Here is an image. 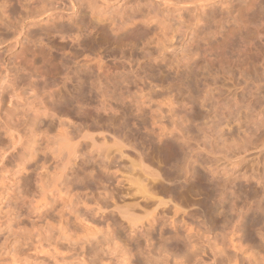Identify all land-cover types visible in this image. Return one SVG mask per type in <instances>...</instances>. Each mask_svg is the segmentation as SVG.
Segmentation results:
<instances>
[{"label":"rangeland","instance_id":"1","mask_svg":"<svg viewBox=\"0 0 264 264\" xmlns=\"http://www.w3.org/2000/svg\"><path fill=\"white\" fill-rule=\"evenodd\" d=\"M0 264H264V0H0Z\"/></svg>","mask_w":264,"mask_h":264},{"label":"bare ground","instance_id":"2","mask_svg":"<svg viewBox=\"0 0 264 264\" xmlns=\"http://www.w3.org/2000/svg\"><path fill=\"white\" fill-rule=\"evenodd\" d=\"M188 4H189V2H188ZM191 4H193V3H191ZM195 4V3H194ZM185 6V5H184ZM194 6V5H193ZM4 12V11H3ZM166 35V34H165ZM168 36V35H167ZM166 36V37H167ZM163 39L161 40L160 39V42H164V37H162ZM166 39V38H165ZM166 41V40H165ZM164 47V46H163ZM59 132V131H58ZM56 137V142L58 143V151L59 152H61V151H63L64 149L65 150H67V152L68 153H74V151L76 150L75 149V147H76V145H75V143H73L70 139H69V132H68V130L67 129H63L62 128V130L59 132V133H57V135L55 136ZM91 140H92V145L93 146H97L98 148H100V150L102 149V150H104V149H106V150H104L105 152L111 147V146H114V144H108L107 142H103L102 144H98L97 142H96V140H95V138L94 137H91ZM55 142V143H56ZM131 162H134V161H131ZM132 164H134L135 165V163H132ZM133 165V166H134ZM132 167V166H131ZM55 179H57V178H55ZM50 180V179H49ZM52 180L54 181V179H51V182H52ZM130 180H134V182L133 183H135L134 185H135V187L138 189V192H141V193H144L145 195H147V196H152L153 194H151L150 192H149V190L146 188V186L145 185H143L141 182H140V180L137 178V179H135V178H132V179H130ZM50 182V181H49ZM46 184V183H45ZM45 184H43V186H44V188L45 187H47ZM48 184V183H47ZM50 185H51V188L49 187V185H48V189H43L42 191H43V198L44 199H46V196H47V194L46 193H48V191L49 192H52V191H56L57 193H58V196H62V187H60L56 182L55 183H49ZM54 194V193H53ZM154 197V196H153ZM62 198L63 197H61V200H62ZM161 199V198H160ZM64 200H67V199H64ZM162 200V199H161ZM161 200H159L160 201V203H162L161 202ZM70 201V200H69ZM69 201H68V203H69ZM65 205V204H64ZM68 205V204H67ZM131 206V205H130ZM133 206V205H132ZM126 207H124V214H122V215H124L125 217H126V219H128L129 221H130V225H132L133 227L137 224V222L142 218V216H140V215H137V214H135L134 212H132V211H130L129 210V205H128V208H126ZM147 213H151V212H148V211H146ZM145 214V215H149V214ZM144 215V216H145ZM78 218V217H77ZM76 219V216H75V218H74V220ZM79 219V218H78ZM59 221H61V222H63V220L62 219H60ZM66 221V220H65ZM78 221V220H77ZM80 222H81V220H80ZM83 222V221H82ZM81 222V223H82ZM65 223V222H64ZM80 223V224H81ZM63 224V223H62ZM76 224H78V223H76ZM74 228H75V226H74ZM90 228V227H89ZM77 229H79V230H81V231H85L86 229H88V226L86 225V226H84V224H81V225H79L78 224V226H77ZM76 229V230H77ZM75 230V231H76ZM86 231H88V230H86ZM85 231V233H87V236H88V232H90V230L88 231V232H86ZM78 234H81V233H78ZM79 236H81V235H79ZM83 236H85V235H83Z\"/></svg>","mask_w":264,"mask_h":264}]
</instances>
